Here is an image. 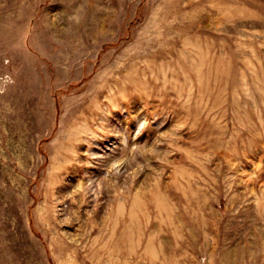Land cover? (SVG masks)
I'll list each match as a JSON object with an SVG mask.
<instances>
[{"label":"rangeland","instance_id":"rangeland-1","mask_svg":"<svg viewBox=\"0 0 264 264\" xmlns=\"http://www.w3.org/2000/svg\"><path fill=\"white\" fill-rule=\"evenodd\" d=\"M0 264H264V0H0Z\"/></svg>","mask_w":264,"mask_h":264}]
</instances>
